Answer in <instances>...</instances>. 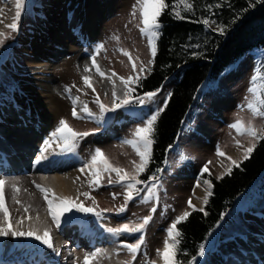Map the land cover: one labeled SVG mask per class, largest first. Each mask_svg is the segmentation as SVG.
<instances>
[{
	"label": "rangeland",
	"instance_id": "rangeland-1",
	"mask_svg": "<svg viewBox=\"0 0 264 264\" xmlns=\"http://www.w3.org/2000/svg\"><path fill=\"white\" fill-rule=\"evenodd\" d=\"M93 1H96L98 6L94 8L95 11L92 10L96 16L93 21L94 26L92 25L89 29L90 32L76 30V35L73 32L65 34L64 36L67 39L62 46L53 44L56 48V50H53L54 57L40 55L42 57L39 60L45 63L49 61V66L36 69L32 68L27 62L26 58H33V54H27V52L31 47L30 44H40L43 41V39L37 41L34 36L43 24L47 10L55 6L54 0H26L25 9L19 21V29L16 32H11L7 28V24L13 21L15 14V0H0V9L3 4L8 6L7 22L0 27V32H4L8 36L5 43L0 46V109L22 112V107L18 106L17 101L19 97H24L25 85L29 84L33 86L34 90H38V83L42 81V78H45L46 81L52 84L51 97L56 115L53 120L50 118L47 120L46 118L45 123L48 122L46 127L52 126L51 132H53L59 121L65 119L74 130L90 133L88 136L77 140L74 152L63 153L66 156L69 155L67 156V165L69 163V166L64 167L62 171L68 172L69 169L83 167L91 159L95 150L99 148L114 166L121 167L131 173L133 172L132 161L139 163V157L123 141L133 138L132 134L135 128L142 124L141 120L134 118L132 110L138 114L143 108V112L147 116L161 107L164 97L174 84L175 75L170 78L171 75L167 82L159 88L161 91L153 102L144 106L138 104L128 105L114 112H107L101 117L95 100L98 96L104 105L111 108L113 84L109 79L101 78L96 72V68L92 65V57L95 56L96 64L103 72L109 76L113 71L117 74L116 77H113L115 91L117 97L122 99L124 86L118 77L127 78L129 75L135 76L136 73L132 71L128 57L124 56L120 49H125L131 54L137 64V69H139L141 63L145 67L148 65L151 54L147 37L142 35L139 30L142 24L138 7L136 15H132L136 0H64L67 9H64V4L60 3L62 6L59 10L61 14L68 11L70 20L62 23V26L67 27V29H77V24L84 20L79 17L77 12L83 13ZM75 13L77 14L74 21L72 18ZM70 33H72L71 36ZM32 51L33 49L30 52ZM261 56L262 53L258 51L246 53L233 67L222 74L214 84L206 85L199 90L184 120L176 144L169 150L164 168L159 174H155L158 178L156 181L158 188L155 190V195L148 202L142 201V197L146 193L141 192L139 196L134 195V199L128 202L127 210L124 213L117 214L115 209L124 204L125 188L121 184L115 183L116 174L111 173L112 184L108 183L109 175L104 174L99 186H90V170L85 169L89 173L81 193L88 192L90 196L94 197L98 210L109 209L110 211L104 212L99 220L91 214L84 215L82 213L81 219L85 226L80 229H92L98 237L105 234L109 237V241L116 249L113 251L111 246V250L106 248L102 254L104 252L105 254L107 252L109 254L113 253L116 256L115 259L119 256L121 259L119 264H147L149 260H155L156 264H162V261L156 255V250L163 249V241L167 239V228L177 216L189 209L187 203L189 199L195 206L200 207L202 205L203 197L206 194V185L198 179V172L207 165L209 172L215 176L220 175L231 163L227 159L228 157H231L232 160L241 159L244 149L255 142L253 138L247 135H238L230 125L240 119L245 124L251 122L259 130L264 123V118H254L252 112L247 108L248 101L252 99V95L248 91L251 86V77L255 74ZM81 59H85L87 63L89 62L87 67L91 69V74L82 70L79 64ZM84 76L90 77L95 92L92 88L85 86L82 79ZM105 84H108V86ZM67 89H71V92L69 93ZM76 97L79 99L75 108L80 118L72 116V98ZM117 102H119V99ZM29 103L32 107L30 110L36 111L39 105L32 99L29 100ZM84 105L88 106L93 116L90 117L83 111ZM20 106L23 105L20 104ZM40 106L42 109V105ZM45 114L47 115V113ZM43 127H45V124ZM1 131L7 132L4 128L0 129ZM37 134L40 135V133ZM48 138L49 136H46V139ZM237 140L240 144L239 147L236 145ZM218 148L225 153L224 156H217ZM75 153H78L82 161L77 159ZM75 164L78 166H74ZM57 171L60 172L56 170L55 173ZM55 173L37 172L39 180H42L43 184L47 183L49 188L51 187L49 186V176ZM47 177L49 178L47 179ZM138 179L140 178L138 177ZM197 183H199V187H197ZM137 187L144 188L145 185L140 184ZM51 189H54L53 186ZM194 189L198 190L196 196L193 195ZM36 191L38 190L36 189ZM53 192L55 191L53 190ZM113 193L116 194L115 198H113ZM254 194L255 196H252ZM250 195L248 206L240 205L238 208L232 209L222 223L214 241L205 249V255L196 260L197 264H227L226 261L230 254L236 253L246 246V240L249 239L251 232L258 231L264 226V189L260 194L252 191ZM41 202L43 205L41 211L49 220L48 228L56 248L57 243L60 241L58 238L61 239L62 234L57 232L60 228L55 227L56 225L48 215L46 201ZM80 202L86 207L93 206L92 200L82 195H80ZM152 208H156L155 213L151 212ZM149 215L152 216V219L143 232L144 244L137 253L136 260L133 261L131 254L123 247V244L134 243L140 234H123L119 237H113L106 229L108 227H119L124 223L130 225L140 223L143 217ZM54 227L55 229H53ZM12 245L8 249V253L7 249H0V263L3 258L5 259V254H8V257L12 256L11 264H15L16 259H21V257L35 258V255L42 250L40 247L35 248V245L33 247L32 243L29 245L30 247L25 245L24 242L18 243L16 238H14ZM24 245L26 248H24ZM99 245L103 247L104 243ZM72 247V250L78 249L75 246ZM97 247L90 248L97 249ZM82 250H79L80 255L77 256L80 264L85 254ZM109 254L104 257L103 261L102 255L101 260L99 259L98 262L95 261L93 264H109L104 263ZM71 258L74 262L75 253L70 255L69 262Z\"/></svg>",
	"mask_w": 264,
	"mask_h": 264
},
{
	"label": "trees",
	"instance_id": "trees-1",
	"mask_svg": "<svg viewBox=\"0 0 264 264\" xmlns=\"http://www.w3.org/2000/svg\"><path fill=\"white\" fill-rule=\"evenodd\" d=\"M188 2L193 5L191 10L183 5L175 8L183 17L177 18L172 10L176 0H166L169 8L159 17L161 27L154 63L148 62L146 68L150 71L141 73L140 83L133 85V96H143L159 89L181 67L166 94L171 93L168 105L155 124V143L147 170L139 176L141 180L159 174L164 168L169 150L176 144L188 111L202 87L214 84L248 52H261L257 68L264 65V0ZM217 4L220 7H216ZM205 19L209 20L208 25L202 22ZM220 27L224 29L223 34L218 30ZM255 143L250 159L236 160L243 162L239 168L233 166L231 175L218 179L222 173L215 176L204 169L198 172L201 182L211 181L212 195L206 205L202 202L200 207L195 206L203 208L207 215L189 208L190 216L177 225L182 234L178 255L181 264H187L192 256L197 260L200 244L203 243L205 249L211 245L232 209L248 206L250 193L260 194L264 189V140Z\"/></svg>",
	"mask_w": 264,
	"mask_h": 264
},
{
	"label": "snow or ice",
	"instance_id": "snow-or-ice-1",
	"mask_svg": "<svg viewBox=\"0 0 264 264\" xmlns=\"http://www.w3.org/2000/svg\"><path fill=\"white\" fill-rule=\"evenodd\" d=\"M26 0H15V14L13 17V21L7 24V28L11 32H16L19 29V21L21 19L22 13L25 9ZM179 5H183L184 8L191 10L193 5L188 2V0H176V4L172 6V10L175 12V16L177 18H183L179 11H175V8ZM137 7L139 9L140 14V22L142 27H140V32L142 35L147 37L148 46L150 49V54L152 59L149 60V64L154 63V58L157 54V46L156 39L159 37V29L161 24L159 22V17L163 14L166 8H169L166 0H136V5L133 6L132 15H136ZM216 7H220L219 4ZM3 10L0 9V12ZM2 19H0V23H2ZM205 25L209 24V20L205 19L202 21ZM221 34H223L224 29L220 27L218 29ZM8 36L4 32H0V46L5 43V40ZM121 53L128 57L129 62L131 63L132 71L136 73L135 76L129 75L127 78L118 77L122 85L124 86V95L123 98H118L115 91V80L113 77H116L117 74L113 71L111 76L103 72L99 66L96 64L95 56L92 57V65L96 68V72L101 76V78L109 79L113 84V102L111 108L104 105L99 97L97 96L95 103L98 105L101 117L107 112H114L117 109L125 108L128 105L138 104L144 106L153 102L155 97L161 91V89H157L156 91L146 92L143 96L134 97L133 93L135 92V88L133 85H138L140 83L141 77L140 73L145 71H150L147 69L143 63L140 64L139 69H137V64L133 60L131 54L125 50L120 49ZM91 69L85 68V71H90ZM84 84L88 88H92L95 92V88L93 87L90 77L84 76L82 77ZM70 93L71 89H67ZM249 93L252 95V99L248 101L247 108L252 112L253 117L264 118V65L260 68L255 69V74L251 77V86L248 89ZM171 98V93H168L167 96L164 97L162 101V106L155 109L151 112L150 115L145 116L143 112V108H141L138 114L134 113V118L142 121V124L137 126L132 134L131 139H125L123 141L124 144L129 145L135 152V154L139 157V163L132 161L133 172H128L121 167L114 166L109 158L105 155V153L97 148L94 154L91 156V159L84 164L83 167L80 168V172H85V169L90 170L91 179L89 180L90 186H99L101 178L104 174L109 175L108 183L112 184L113 180L111 179V173H115L117 179L115 183L121 184L122 187L125 188L124 193V204L119 208L115 209L117 214L124 213L127 210V204L129 201L134 199L135 196H139L141 192H145L146 194L142 197L143 202H148L154 195L155 190L158 188V184L156 183L157 177L155 175L149 176L147 180H140L138 177L141 173L147 170L148 164L151 159V149L152 145L155 143L154 133H155V124L158 120V117L165 110L168 105V101ZM78 97L72 98L73 109L72 116L74 118H80L77 114L75 105L78 101ZM119 99V102L117 100ZM83 111L88 114V116H93V113L88 108L87 105H84ZM232 129L236 131L238 135H247L253 138L254 141L264 140V127H261L259 130L255 127L254 124L248 122L245 124L243 120H236L233 124L230 125ZM90 133L88 132H78L74 130L65 119H61L58 123V126L55 130L50 134L48 139L43 141V145L41 147V154L37 156L35 163L39 164L42 160L47 159L45 153L52 148L53 145L59 147L61 153L74 152L77 146V140L79 138H83L88 136ZM236 145L239 147V141H236ZM171 147V146H170ZM256 148V143H252L249 147L244 149L243 152V160L250 159L253 151ZM217 156H224L219 148L217 149ZM231 161L230 166L226 168L225 173H222L221 176L217 177L218 179H222L223 175H231L232 168H239L243 161L232 160L231 157H228ZM209 163H211L209 161ZM159 171V169L157 170ZM204 171H208L207 165H205ZM151 181V183H149ZM7 183L6 179L0 178V238H31L35 241H38L41 245L45 246L47 249H52L56 252L57 255L59 253L54 248L53 240L50 234L49 229L44 228L41 232L39 229L34 227H29L25 230L22 225L24 220L31 219V217H21L20 219L15 221L16 226L13 227L10 222V214L8 208L5 206V198H4V185ZM35 183V182H33ZM205 188V196L203 197V203L206 205L208 203L209 197L212 195V183L210 180H204ZM143 184L144 188H138L137 185ZM36 188L43 194V199L47 203V212L51 217L52 222L59 229L61 228L62 218L64 223L72 222L75 217L66 216L67 213H83V214H91L97 220L102 218L104 212L110 211L109 209H100L98 210V205L96 204L95 198L90 196L88 192L80 193V195L84 196L87 199H91L93 202L92 207H86L82 202H77L78 197L74 200L71 197H61L57 196L51 188H46L41 186L40 184L35 185ZM199 183H197V187H199ZM12 189L14 193H18L20 189L12 184ZM113 198H115L116 194L113 193ZM13 200L20 204V201L16 199V196L13 195ZM188 206L192 211H200L207 215L204 212L203 208L197 209L195 205L192 204L191 199L188 200ZM28 206L24 207V212H28ZM156 208H152L151 212L155 213ZM190 216L189 211H184L181 215L177 216L172 224L167 228V239L163 241V249H157L156 255L162 261V264H181L178 259L179 255V245H180V237L181 232L177 228V225L182 221L187 220ZM152 216H145L142 218L140 223L129 224L124 223L119 227H108L106 231L110 233L113 237H119L123 234L133 235L140 234L134 243H125L123 247L127 249V251L131 254L132 260H136L137 253L140 251L141 246L144 244L145 237L143 232L146 226L151 221ZM37 220H39V216H37ZM87 223V221H85ZM101 254V249L97 248L95 251L88 253L84 257V264H93V261ZM198 255L203 257L205 255V245L202 243L199 246ZM147 264H156L155 260L147 261ZM187 264H197L196 256H192L190 260L187 261Z\"/></svg>",
	"mask_w": 264,
	"mask_h": 264
},
{
	"label": "bare ground",
	"instance_id": "bare-ground-1",
	"mask_svg": "<svg viewBox=\"0 0 264 264\" xmlns=\"http://www.w3.org/2000/svg\"><path fill=\"white\" fill-rule=\"evenodd\" d=\"M53 3H55V6L47 10L45 13V19H43V24H41L40 29L36 31L34 36L37 41L42 39L43 41H41L40 44H30L31 47L27 52V54H33V58H26L32 68L42 69L43 66H49V61L45 63L39 60V58L42 56H53V50H56L53 44L62 46L67 39V37L64 36L65 34L73 32V34L76 35V30H85L87 33L90 32L89 29L93 25L94 17L96 16L92 10L95 11L94 8L98 6V3L93 1L90 3V7L84 10L83 13L78 11L77 13H79V17L84 19L83 22H79L77 24L79 29H67V27L62 26V23L70 20L69 13H67V11L61 14L59 10L62 6L60 3L64 4V9H67L64 0H54ZM1 9L3 11L0 12V19H2L3 22L0 23V27L7 22L8 6L3 4ZM77 13L73 15L72 20L75 19L74 17ZM55 34L56 36H54ZM71 34L72 33L69 35L71 36ZM31 49H33L32 52H30ZM88 63L85 59H81L79 62L82 70L85 73L88 72V74H91V71H85ZM38 85V90H34L33 86L29 84L25 85V95L24 97H19V100L17 101L18 106L22 107V112H14L13 110L4 108L0 109V129L4 128V130H7V132H0V178L6 179L7 181L4 185V198L10 214V222L12 226L15 227V221L20 219L22 216L31 217V219L26 218L24 220L22 227L27 230L31 226L42 232L44 228L49 229L48 227L50 223L41 211L43 206L41 201H44L43 194L39 192L35 185L40 182L41 186H47L46 188L49 187L47 183L43 184L44 182L41 180L43 182L42 183L39 180L40 178L37 172L42 171L44 174H51L55 173L56 170H59L61 173L57 171L54 175H50V178L47 177V179L49 178V186H53V190L55 191L54 193L58 196L71 197L74 200L78 197L77 202H80L79 193H81L82 188L85 186V180L87 179L89 172L86 170L83 173L80 172V167H78V169L70 167L72 169H69L68 172L62 171L64 167L67 168V166H69V163L67 165V156L69 155L66 156L63 153L61 155L59 147L56 145L52 146L54 149L50 148L49 151L45 153L47 159L42 160L39 164L35 163L37 156L41 154L39 149H41L43 141L46 139V136H50L52 133V126L46 127V124L48 123H45L46 118L47 120L49 118L53 120L56 116L54 106L52 104L53 99L51 97L52 84L46 81L45 78H42V81L39 82ZM106 86H108V84ZM30 99L34 100L35 103L39 105L36 111L30 110L32 108L30 106L31 103H29ZM20 104L23 106H20ZM40 105H42V109ZM44 112L47 113V115ZM44 124L45 127H43ZM37 133H40V135ZM75 156H77V159L82 161L78 153H75ZM76 165L77 164L74 166ZM12 184H15L20 189L18 193L13 192ZM36 189L38 191H36ZM197 193L198 190L194 189L193 195L196 196ZM13 195H15L16 199L20 201V204H17L13 200ZM25 206H28V212H24ZM81 214L82 213H75V211H73V213L66 214V216L75 217L72 222L64 223L62 220L61 228L57 231L59 234H62V236L61 239L58 238L60 241L57 243V247H54L59 255H57L52 249H47L38 241L31 238H16L18 243L24 242L27 246L32 243L33 247L35 245V248L40 247L42 250L39 254L35 255V258L21 257V259H16L15 264H80L79 259L77 258L79 250L83 249L82 252L88 254L96 249H91L90 247H97L100 243H104L103 247L101 245L97 247L102 249L101 254L106 248L111 250V246L114 251L116 247H113L111 241H109V237L105 236L106 234L103 236L98 234L100 236L98 237L92 229H80L82 226H85L81 219ZM0 216H2V214H0ZM37 216H39V220H37ZM55 227L53 229H55ZM13 243L14 238H0V249H7L8 253V249L13 246ZM245 244L246 246L241 249L239 248V251L228 256V260L226 261L227 264H259L258 261H264V226L258 229V231H252ZM25 245L24 248H26ZM72 246H75V248L78 249L72 250ZM117 251L119 252V250ZM72 253H75V261L73 262L71 258V261L69 262L68 259ZM104 254L105 252L102 254V261L109 253L107 252V254ZM111 254H109V257L105 259L104 263L119 264L121 260L120 257L117 256L115 259L116 256L113 253ZM7 255L8 254H5V259L2 257L3 259L0 264H11L12 256L8 257ZM102 255H99L93 262H98L99 259L101 260ZM84 257L81 264H84Z\"/></svg>",
	"mask_w": 264,
	"mask_h": 264
},
{
	"label": "water",
	"instance_id": "water-1",
	"mask_svg": "<svg viewBox=\"0 0 264 264\" xmlns=\"http://www.w3.org/2000/svg\"><path fill=\"white\" fill-rule=\"evenodd\" d=\"M180 70H181V67L174 74H172V76L170 78H172Z\"/></svg>",
	"mask_w": 264,
	"mask_h": 264
}]
</instances>
